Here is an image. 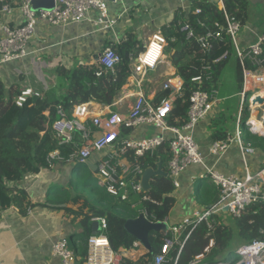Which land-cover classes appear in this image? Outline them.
Returning <instances> with one entry per match:
<instances>
[{
  "label": "built area",
  "instance_id": "obj_1",
  "mask_svg": "<svg viewBox=\"0 0 264 264\" xmlns=\"http://www.w3.org/2000/svg\"><path fill=\"white\" fill-rule=\"evenodd\" d=\"M33 1L0 0V65L21 61L31 55L36 65L44 67L41 58L46 54L43 53L46 47H37L34 44L40 26L63 28L88 22L91 12L98 14L97 19L92 22L95 29L109 30L115 23L108 15V0H52V9L37 11L32 9ZM214 4L217 10L223 12V27L201 36L194 35L188 21L184 22L181 28L186 34V40L194 39L205 54L200 61V74L194 82L200 83L202 79L210 81L212 65L229 58L228 51L213 57L219 44L229 43L232 46L242 71V90L239 93V113L234 134L222 141L213 142L209 152L220 156L233 144L242 154H254V149L243 142L242 135L244 131H248L252 135L264 137V33L246 49H240L237 38L241 24L226 14L222 0H215ZM14 11L18 12L19 23L11 24L14 21ZM198 13L199 10H195L194 14ZM167 47L165 37L161 32H156L148 39L144 50L136 58H130L132 85L136 93L127 112H96V106L92 103L74 105L68 112L59 107L56 112L57 119L51 124V131L60 146L69 147L72 151L66 157L54 151L49 155V159L80 165L87 164L94 155L99 154L94 175L107 195L119 201H126L131 195H140L141 202L150 201L157 205L156 201L144 193L141 186L143 160L166 145L169 153L168 176L172 186L179 188V176L182 172L189 166L203 164V157L192 134L196 125L212 114L218 100L216 89L194 91L188 99L186 123L181 126L169 124L168 118L173 102L183 85L182 80L174 75L167 78L163 82L162 90H168L169 95L157 105L153 104V99L148 98L142 90L147 74L156 70L164 60ZM210 57L213 59L208 62ZM59 61V64L66 65L64 58ZM97 61L104 70L111 72L122 62L121 57L110 47L104 49ZM100 75L101 72L96 73L97 77ZM39 96L40 93L31 89L23 90L15 104L21 107L28 98ZM257 97L263 100L261 104L255 101ZM245 111L248 113L247 117L244 116ZM256 123L260 124L261 128H257ZM241 124L245 126L244 131L241 130ZM142 127H152L158 133L141 139L131 137V132ZM126 132L127 137L124 136ZM204 175L219 190L217 203L203 211H194L190 217L169 228L159 252L149 264H164L170 261V250L175 247L178 248L179 255L191 232L199 224L210 227L209 221L215 216L222 218L225 214L233 219H240L251 204H264V167L243 177L226 176L210 168ZM12 208L17 210L15 206ZM141 215L149 221L145 211H141ZM98 224L100 232L91 235L87 240L84 264H120L122 258L127 257V250L113 251L105 235L106 220L99 218ZM260 234L261 239L238 247L232 257L209 264H239L243 260L247 262L254 253L263 257L264 232L260 231ZM137 246L140 245L134 242L131 250H136ZM51 253L59 260V264H79L78 253L69 246L67 238L58 239L52 245ZM200 257H196L189 264H205L200 261ZM172 264H176V259Z\"/></svg>",
  "mask_w": 264,
  "mask_h": 264
},
{
  "label": "crops",
  "instance_id": "obj_2",
  "mask_svg": "<svg viewBox=\"0 0 264 264\" xmlns=\"http://www.w3.org/2000/svg\"><path fill=\"white\" fill-rule=\"evenodd\" d=\"M194 1L195 0H117L113 2L108 0V15L115 20V23L109 30L94 28L92 22L98 17L96 12H91L89 14V20L91 22L72 24L63 28L47 27V29L40 26L36 33L37 38L40 37V41H36L35 39L34 44L37 47H46L43 52L46 54L41 58L44 67L36 65L31 55L21 61L0 65V83L3 84L5 90L11 85H17L20 91L31 89L32 91L40 93V96L51 91H57L58 79L54 70L57 64H59V59H61L62 56L66 59V65L64 66L75 65L77 63H84L90 66L95 65V60L104 51V47L109 46L116 49L119 45L127 42L128 35L134 36L137 47L139 48V53H141L152 34L161 32L163 35V30L165 28L167 29L176 19L185 18L192 10ZM209 1L214 3L215 0ZM246 3L248 8V20L245 24H241V30L237 38L238 47L240 49H246L264 33V0H246ZM226 14L229 15L227 12ZM12 17L14 21L11 22V24L19 23L17 11L13 12ZM179 22L183 21L178 20V23ZM45 31L48 32L46 33ZM170 50V53H165V58L162 63L157 66V69L149 72L154 73V76L149 80L145 79V82L142 84V90L148 98L153 99L156 91L163 89L164 80L170 78L172 75L178 77L170 61L173 49ZM231 57L232 61H229L230 58L227 59V64L223 68L216 83L215 89L217 91L218 100L216 107L212 114L207 119L200 121L193 130L192 135L203 157V164L186 168L179 176V188L175 189L172 186L174 191L171 196L175 199V205L166 220L161 222L166 224L167 230L165 232H155L164 234V238L169 228L181 223L184 218L190 217L194 211H203L217 203L219 190L207 177H205L204 174L207 169H214L226 176L243 177L247 173L253 174L264 167V148L260 145L254 146L255 148L250 146L254 149V154L249 155L242 154L237 146L233 144L220 156H214L209 152L213 142L222 141L231 135V130L229 131V128L226 126V119L220 109L221 102H219V100H226V98H228L227 95H238L242 90V85L239 87L235 75L238 62L233 50ZM226 73H228L229 77L224 78ZM159 76H163V80L162 77ZM132 77L133 75L129 65V74L126 83L120 89L112 106H102L95 102L88 103H92L96 106V112H127L129 106L133 102V95L136 93L132 85ZM156 77H158L157 79L160 78L162 81H154ZM57 94L59 95L58 92L56 95ZM245 114L246 112H244V116ZM245 117H247V115ZM157 133L158 132L152 127H142L131 132V137L141 139L143 137L156 135ZM124 136H128L127 132ZM263 138L262 141L264 142ZM161 149L156 151L153 155L147 156L152 157ZM167 155L169 157V153ZM146 157L143 162L146 160ZM98 159L99 154H96L90 162L87 164H80L78 168H75L74 165H67L54 161V163L45 169H41L38 173L28 174L22 180L9 184L11 188L21 190L25 197L22 200V206L16 204L15 207L17 210L10 207L0 214V264L60 263L57 258L52 256V245L60 238H67L69 240L71 236L85 232L86 226L82 224V219L84 215L89 212L88 208L84 207L82 201L73 199L75 193L71 189L72 175L74 174L75 178L77 175V177L81 176L83 172L81 166H85L90 170L93 176H95V164ZM158 164H160L161 171L166 173L167 176L158 175L155 177H164L170 180L167 169L168 161L163 166L159 161L157 166ZM157 166L155 168H144L143 166V168L144 171L147 169L156 170ZM152 179L150 181V189ZM202 180L208 183L209 189L212 188V192L210 193V190L203 191L204 193L201 195V201L204 203L200 204L196 199V187ZM52 188H57V193L53 196L58 201H65V199H61L60 197V190L67 189L70 197L69 201L63 204L57 203L55 207L49 206L48 200H50V198L47 196ZM150 189L148 191H143L147 195ZM84 197H87V195L84 194ZM129 198L134 202V205H132L133 208L138 211L137 217L142 216L141 211H145L148 214V220L157 223L152 215L153 213L148 211L149 208L145 205L149 203L153 206H157V202V205L150 201L141 202L140 195H131ZM79 211L82 213L78 214L77 212ZM142 217L147 220L144 216ZM98 219L99 218H93L90 222L88 229L91 230V235L100 232ZM232 220L234 222L239 219L232 218ZM208 223L210 227L205 224L199 225H204L209 235L221 225L225 228L232 227L229 225V220L225 215H222V218L215 216L212 221ZM134 242L138 243L140 246H137L136 250H131L132 248L127 250L126 258L132 261H136L141 256L148 253V250L144 248L139 241L135 239ZM215 243L216 240L214 238L209 239L208 245L204 248L203 252L209 253V249ZM251 243H239V246L232 245L222 254H225L226 258L232 257L231 250L233 248ZM73 250L75 251V249ZM222 254L216 257L212 262L202 261V255L200 261L205 264L215 263L220 260L218 258Z\"/></svg>",
  "mask_w": 264,
  "mask_h": 264
},
{
  "label": "trees",
  "instance_id": "obj_3",
  "mask_svg": "<svg viewBox=\"0 0 264 264\" xmlns=\"http://www.w3.org/2000/svg\"><path fill=\"white\" fill-rule=\"evenodd\" d=\"M225 12L236 19L240 24H245L248 20V8L246 0H222ZM199 10L198 14H194ZM182 20L183 22H179ZM188 21L195 36L204 35L208 31H214L218 27L224 26L223 12L217 10L214 3L209 0H195L192 10L185 18L176 19L170 26L163 30V35L168 42L166 53L173 54L170 61L176 70V75L182 80L183 85L176 96L168 118L171 126H181L187 121V111L189 108V96L197 90L208 91L215 89L227 61L214 64L211 67V79L200 83L194 82L200 74L201 63L205 54L200 49L194 39L186 40L185 33L181 31L184 22ZM104 47L105 48H108ZM111 48V47H110ZM232 46L219 44L214 52V58L228 51L231 57ZM113 49V48H112ZM139 48L133 35H128L127 42L113 49L120 57L121 63L113 72L104 70L98 64V57L95 65L77 63L75 65L64 66L59 64L54 72L57 75V91H51L43 96L28 98L26 103L17 107L15 102L21 91L17 85H11L5 90L0 83V214L16 204L22 206L24 194L21 190L11 188L10 183L22 180L26 175L36 174L41 169L50 166L54 161L49 159V155L58 151L62 157L67 156L72 149L60 146L58 140L51 131V124L57 119V109L60 107L68 112L72 106L82 103L95 102L102 106H112L120 89L125 85L128 74L130 58H136ZM210 57L208 62H211ZM229 57V58H230ZM228 58V59H229ZM97 72H101L99 77ZM236 77L239 87L242 85V74L239 64L236 67ZM59 93L57 96L56 93ZM168 90L156 91L152 103L157 105L160 101L168 97ZM47 114V115H46ZM247 113L245 114V116ZM263 137L254 136L248 131L242 135L243 142L248 146H258ZM164 147V148H163ZM162 148V149H161ZM255 148V147H254ZM154 156H147L143 162L144 168H155L158 161L162 166L169 161L167 148L165 145ZM158 149V150H159ZM75 168L80 165L75 164ZM78 170V169H77ZM78 176V175H77ZM72 181L71 189L75 193L73 199H78L88 208V213L84 215L82 224L86 226V231L70 237L69 246L78 253L79 264H84L86 257V244L91 236L88 229L93 218H104L106 220L105 235L113 251L119 249L130 250L135 238L129 235L124 229L128 220L138 216V211L133 208V200L119 201L107 195L99 180L92 177H82L84 182ZM212 192L205 180L200 181L196 187V199L203 204L201 195L203 191ZM174 189L168 178L154 177L151 182V189L147 192L150 199L158 203L153 206L149 203L145 205L149 208L157 222L166 220L170 211L175 205V199L171 194ZM57 193V188H52L47 197L55 203L63 204L69 201L67 189L60 190V197L63 200H56L53 195ZM84 194L87 197H84ZM89 198V199H88ZM75 201V200H74ZM82 213V212H77ZM260 231L264 232V204L255 202L251 204L239 220H235L231 228L218 227L212 234L204 225L197 226L189 239L185 242L181 252L177 255L178 248L171 250L170 261L164 264H172L176 259V264H189L196 257L202 256V261L212 262L216 257L229 249L233 243H251L262 238ZM214 238L216 243L209 249V253H204V248L208 245L209 239ZM236 238V239H235ZM164 241V234L150 232L148 244L151 251L141 256L136 261L122 258L120 264H149L153 257L159 252Z\"/></svg>",
  "mask_w": 264,
  "mask_h": 264
},
{
  "label": "water",
  "instance_id": "obj_4",
  "mask_svg": "<svg viewBox=\"0 0 264 264\" xmlns=\"http://www.w3.org/2000/svg\"><path fill=\"white\" fill-rule=\"evenodd\" d=\"M53 7L52 0H34L32 2V9L37 11L38 9L50 10ZM257 103H262L263 100L259 97L255 100ZM162 175L167 176L166 173L161 171L160 164H158L157 169H147L144 171L142 178H141V186L144 191H148L150 189V181L153 177ZM124 229L126 232L134 237L137 241H139L144 248L151 251V248L148 244V234L151 231L154 232H165L167 230V226L165 223L157 222H149L145 220L142 216H139L135 219L128 220L125 225Z\"/></svg>",
  "mask_w": 264,
  "mask_h": 264
},
{
  "label": "rangeland",
  "instance_id": "obj_5",
  "mask_svg": "<svg viewBox=\"0 0 264 264\" xmlns=\"http://www.w3.org/2000/svg\"><path fill=\"white\" fill-rule=\"evenodd\" d=\"M47 28V27H46ZM48 29V28H47ZM46 33L48 32V31H45ZM43 36V35H42ZM36 40L37 41H40V37H38V38H36ZM166 50V49H165ZM62 58H64L63 56H62ZM65 59V58H64ZM66 60V59H65ZM229 61H232V57H230V60ZM57 65H59V64H57ZM166 72H168L167 70H165ZM154 76V73H148L147 74V76H146V80H149L150 78H152ZM159 77H162V80H163V76H159ZM227 77H229V75H228V73H226L225 75H224V78H227ZM158 77H156V79H154V81H156V82H161L162 80H160V78L159 79H157ZM165 81V80H164ZM163 81V82H164ZM58 95V94H57ZM228 96V98H226V100H222V101H220L219 100V102H221V104H220V109L222 110V112H223V116H224V118L226 119L225 121H226V126L229 128V131L231 130V135H233L234 134V131H235V125H236V122H237V116H238V113H239V110H238V107H239V102H240V96H239V94L238 95H235V96H229V95H227ZM246 106H248V105H246ZM246 113H247V111H245ZM240 127H241V130L242 131H244V129H245V126H243V124H241L240 125ZM264 139V138H263ZM259 144H260V146L262 147V148H264V142L263 141H260L259 142ZM60 163H63V164H67V163H65V162H60ZM76 164V163H75ZM67 165H69V164H67ZM71 165H74V163L73 164H71ZM75 166V165H74ZM81 168L83 169V172H82V175L80 176L81 178H80V182H84V179L82 178V177H89L90 175V177H92L95 181H98V179L95 177V176H93V174L90 172V170L89 169H87L85 166H81ZM86 168V169H85ZM72 178L73 179H76L75 178V175L73 174L72 175ZM73 182L74 181H77V180H72ZM192 190H193V188H192ZM102 192H103V189H102ZM104 193V192H103ZM57 200V199H56ZM56 204L57 203H55L54 201H52V200H48V205L49 206H52V207H55L56 206ZM225 216L228 218V220H229V225H231L232 226V224H233V220H232V218L230 217V216H228V215H226L225 214ZM231 218V219H230ZM236 239V238H235ZM236 241H238V239H236ZM234 242L233 243V246L235 245V246H239V243H237V242ZM239 242V241H238ZM142 245V244H141ZM143 246V245H142ZM237 248H233L232 250H231V254L233 255L234 254V252H235V250H236ZM225 254H222L218 259H220V260H223L224 258H225ZM217 259V260H218Z\"/></svg>",
  "mask_w": 264,
  "mask_h": 264
},
{
  "label": "bare ground",
  "instance_id": "obj_6",
  "mask_svg": "<svg viewBox=\"0 0 264 264\" xmlns=\"http://www.w3.org/2000/svg\"><path fill=\"white\" fill-rule=\"evenodd\" d=\"M170 83H173V82H170ZM256 126H257V128H261V125H258L257 123H256ZM250 259L249 260H247V262L246 261H242V262H240L239 264H261V263H263L264 264V262H262V260H264V256L262 257V256H258V255H256L255 253L252 255V256H250L249 257Z\"/></svg>",
  "mask_w": 264,
  "mask_h": 264
}]
</instances>
